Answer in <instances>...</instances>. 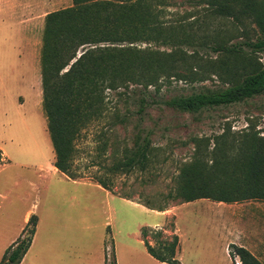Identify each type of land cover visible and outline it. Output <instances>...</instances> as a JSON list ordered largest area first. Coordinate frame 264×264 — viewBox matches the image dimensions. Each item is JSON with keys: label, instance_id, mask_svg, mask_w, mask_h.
<instances>
[{"label": "rangeland", "instance_id": "374dc122", "mask_svg": "<svg viewBox=\"0 0 264 264\" xmlns=\"http://www.w3.org/2000/svg\"><path fill=\"white\" fill-rule=\"evenodd\" d=\"M171 2L173 5L165 7L162 18L172 24L202 16L206 6L199 0ZM72 5L73 0H0V148L5 162L0 168V189H16L22 196L23 201L16 202L17 216H23L27 208L36 203L38 214L46 216L49 223L60 225L47 232L61 230L70 234L65 239L52 237L49 240L40 235L34 248L41 253L38 264H72L78 254H85L82 264H105L106 256L112 258L113 251L117 259L114 245L130 235H139L137 223L141 219H145L144 226L164 225L159 237V228L149 231L148 239L153 245L157 240L172 238L176 224L179 229L176 234L182 237L186 247L194 239L209 242L206 238L216 236L223 223L229 224L232 237L240 235L247 249L264 264V200L234 203L194 200L179 206L175 217L166 220L165 216L154 212L137 214L138 210L118 196L130 195L132 200L168 209L178 206L182 202L168 198V193L175 187L179 168L193 158L194 138H208L212 144L214 136L229 126L233 131L251 126L264 136V94L197 114L173 109L165 103L175 96L227 86L214 74L221 55L212 49H198L194 54L192 65L205 72L202 75L205 79L192 82L172 77L161 83L159 91L150 88L152 105L143 120L137 113L139 85L105 91L108 110L101 121L82 130L78 164L85 175L82 181L95 182L92 177L96 174L113 178L111 193L75 183L55 169V153L43 109L44 32L47 14ZM135 46L171 50L152 43H136ZM186 50L194 52L192 48ZM254 56L264 61V51ZM115 112L128 122L119 123ZM149 131L153 155L149 170L135 168L111 175L98 165L91 166L93 159L104 165L123 159ZM84 220L87 235L79 242L73 238V233ZM239 262L238 256L235 260L231 257L229 263L227 259L208 255L202 264Z\"/></svg>", "mask_w": 264, "mask_h": 264}, {"label": "trees", "instance_id": "16d2710c", "mask_svg": "<svg viewBox=\"0 0 264 264\" xmlns=\"http://www.w3.org/2000/svg\"><path fill=\"white\" fill-rule=\"evenodd\" d=\"M171 1L73 0L72 6L47 14L42 53L43 109L55 153L54 166L68 178L85 177L78 164V142L83 129L106 115L107 89L139 85L137 113L143 120L152 105L151 87L157 92L161 83L172 77L192 82L205 79V72L192 65L198 49L220 53L214 74L227 86L175 96L165 101L168 106L197 114L264 94V61L254 56L264 51V0H199L206 5L202 16L178 24L162 18L165 7L173 5ZM136 43L168 46L171 50L142 48ZM190 48L193 53L186 50ZM114 115L119 123L128 122L126 117L116 112ZM150 134L123 159L110 165L93 159L91 166L98 165L111 175L135 168L149 170L153 161ZM193 142V158L179 168L168 198L182 203L198 199L226 203L264 200V136L254 127L233 131L229 126L214 136L212 144L208 138H194ZM3 163L0 148V166ZM92 178L113 190V178L98 174ZM118 196L132 200L130 195ZM140 203L154 210L168 209ZM37 223L38 217L33 214L0 264L21 263ZM163 227L141 228L148 252L162 262L183 264L177 258L180 241L176 233L168 240H157L156 245L148 239L154 229L161 236ZM230 253L242 264H263L242 245L232 243ZM112 254V258L106 256L105 264H117L115 252Z\"/></svg>", "mask_w": 264, "mask_h": 264}, {"label": "crops", "instance_id": "0c3cea01", "mask_svg": "<svg viewBox=\"0 0 264 264\" xmlns=\"http://www.w3.org/2000/svg\"><path fill=\"white\" fill-rule=\"evenodd\" d=\"M4 164L5 163H3L1 166H3ZM55 169L58 172H60L56 167ZM70 180L75 183H85L88 186L96 187L100 191H106L107 193H111L109 190L103 188L102 186H100L99 184L93 181H82V180H73V179ZM119 197L122 200L126 201L128 204L132 205L134 209L138 210L139 212L134 210V212H137V214L139 213L147 214L150 212L151 213L154 212L165 216L167 218L166 220L175 217V211L177 210V208H179V206L189 203V202L182 203L178 206H174L173 208L166 209L164 211H159V210L150 209L138 201L126 199L121 196ZM18 201L21 203L23 199L22 196L17 193L16 189H0V261L6 249L20 238L23 229L26 226L27 222L29 221L30 217L36 213L38 217L36 232L33 237L32 244L20 264H38V260L40 259L41 253L39 251H35L34 248L38 243L40 235H43L46 240H49L52 237H54L55 239L57 238L65 239L68 238L70 234L66 232H61V230L56 232L53 231L47 232L49 229H55V226H60V225L53 222L49 223L48 220H46V216L43 217L40 214H38V211H36L35 208L36 203L30 205L23 216L22 215L17 216L16 202ZM143 220L145 219H141L139 220L141 222L137 223V230L139 232V235L138 234L130 235L127 240H123V242H118L116 243L117 245H114V247L116 246L115 248L117 250V264H168L167 262H162L156 259L148 252L147 247L145 246L144 240L141 235V228L144 226V224H146V222ZM163 226L157 224L155 227L160 228ZM87 228L88 226L85 220L82 223L79 222L77 231L73 233V238L77 239L79 242L81 241V238L86 239ZM174 230H175L174 233H176V231L179 232V229L177 228L176 224ZM238 230L240 229L238 228ZM222 233L224 235H221ZM239 233L240 231L237 234L239 235ZM236 238L237 237H232L229 224L225 226L224 223L221 228V231L216 233V236H209L208 238H206V241L210 240L209 242L206 243L194 239L191 245L186 247V245L181 240L182 237L180 238L179 236L180 244L177 252V258L180 259L183 264H202L203 259L206 256L210 255L216 259H227L228 262L230 263L231 262L230 245L232 243L237 245H242L248 248V245L242 241L240 235L239 238L237 239ZM83 256L85 257V254ZM83 256H81L80 254L75 255L72 264L84 263L85 259L83 258ZM69 260H71V258H69Z\"/></svg>", "mask_w": 264, "mask_h": 264}, {"label": "built area", "instance_id": "2783aa9c", "mask_svg": "<svg viewBox=\"0 0 264 264\" xmlns=\"http://www.w3.org/2000/svg\"><path fill=\"white\" fill-rule=\"evenodd\" d=\"M238 264H241V262H239Z\"/></svg>", "mask_w": 264, "mask_h": 264}]
</instances>
